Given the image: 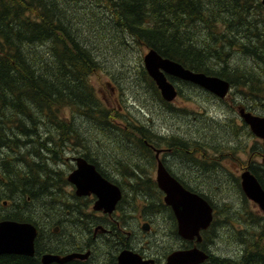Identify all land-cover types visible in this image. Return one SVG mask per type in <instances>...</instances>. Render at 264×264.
I'll list each match as a JSON object with an SVG mask.
<instances>
[{
  "label": "trees",
  "instance_id": "1",
  "mask_svg": "<svg viewBox=\"0 0 264 264\" xmlns=\"http://www.w3.org/2000/svg\"><path fill=\"white\" fill-rule=\"evenodd\" d=\"M83 2L0 0V220L26 221L38 226L41 217L56 211L54 206L60 199L63 201L57 204L58 215L74 214L75 208L70 204L75 195H65L68 182L56 168L65 155L66 143L70 141L79 147L78 142L83 141L89 154L90 143L95 150L106 151L105 147H98V135L109 147L119 149L120 144L126 143L124 130L123 137L114 134L113 108L106 107L89 80L100 72L112 78L123 72L118 61L108 65L107 70L101 67L105 53L116 60L137 46L153 48L162 57L192 71L227 80L232 89L245 85L249 91L264 96V10L259 0H88L82 8ZM87 9H98L100 13L90 16L93 35L99 36L97 42H90L73 20H77L75 12ZM115 69L119 72L115 73ZM132 72L141 79L139 87L145 79V87L155 99L150 104L160 103L168 110L176 108L161 97L144 71L141 54ZM169 79L177 87L178 95H183L185 87L196 96L212 97L192 83ZM175 111L184 113L181 107ZM114 115L121 120L117 112ZM209 120L211 129L224 128L230 137L241 131L233 120L228 122L214 115ZM184 131L190 140L179 137V146L191 147L198 153L209 152L214 164L223 159L226 143L213 142L204 132L193 140L195 134ZM84 156L90 159L88 154ZM252 164L251 171L264 189V161ZM221 174H214L211 190L191 189L214 208L209 229L215 232L219 227L225 228L229 221L235 234L242 230L236 223L252 221L256 232L252 238L240 239L242 251L234 256L218 254L212 246L205 249L203 243L201 247L209 256L198 264H264V214L252 208L235 174ZM229 183L236 190L234 199L225 193ZM220 195L228 203L218 201ZM240 199L238 206L236 201ZM4 200L8 207L2 204ZM78 208L80 213H92L87 202L81 201ZM171 241L173 237L166 239ZM109 260V264H115ZM0 264L42 263L35 251L32 256L1 254ZM63 264L88 263L71 260Z\"/></svg>",
  "mask_w": 264,
  "mask_h": 264
},
{
  "label": "flooded vegetation",
  "instance_id": "2",
  "mask_svg": "<svg viewBox=\"0 0 264 264\" xmlns=\"http://www.w3.org/2000/svg\"><path fill=\"white\" fill-rule=\"evenodd\" d=\"M143 82L142 91L137 92L144 98L142 106H138L139 103L136 102L135 95L131 98L137 104H132L134 111L147 117L145 113V79ZM106 84L112 85V82L107 80ZM110 87L114 94L111 100L118 101L120 97L118 86ZM95 91L104 100L106 107L112 108L110 101L106 100L107 94L104 93L102 87L95 88ZM225 98V107L221 109V112L228 122L233 120L231 122L241 127L237 138L247 140L248 156L246 159L252 155V159L248 160L245 166L239 167V172L247 167L250 170L254 169L252 162L259 164L264 161L263 139L253 134L250 126L244 121L240 109L253 116L264 117V96L256 91H249L244 85L238 89L230 87ZM252 99L254 100L252 101ZM116 106H120L119 111L116 112L122 118L119 121L113 120L116 123L114 134L123 137L124 134L120 127L130 129L125 131L126 143L119 145L122 150L119 152L120 156L117 157V160L102 152L100 155L95 149L90 151V154L87 153L83 141L78 142L79 147H74L68 141L65 145V155L56 168L68 182V173L76 168L77 158L82 157L94 165L103 178L119 187L121 198L112 212H104L101 209L94 210L89 214L80 213L79 203L87 202L91 208L97 197L89 194L81 199L74 198L73 203L70 204V207L75 208L74 214L58 215L60 207L57 204H61L63 201L60 199L54 206L56 211L49 216L41 217L39 225L35 226L37 234L34 241V252L39 254L40 261L44 254L65 256L70 253H79L87 255L83 259L73 258L71 260H79L88 264H109V259H111L117 264V258L121 252L131 251L143 261L151 260V263H163L171 251L183 247H194L196 242L199 247L206 242L205 249H211L207 243L213 241L212 237L215 234L208 227L200 231L203 236L201 241H197L194 237L190 241H175L173 244L170 243V247L166 246L168 223L166 218L170 219L173 228L172 234L175 233L176 236L178 235V223L171 207L166 205L163 200L164 194L157 186L156 174L160 163L184 187L203 190L200 185L209 187L215 182V169L217 167L223 169L224 160H219L217 164H214L212 162L214 157L209 155V152L198 153L200 151H195L191 147L179 146L178 138L172 133L174 126L165 122V105L160 104L154 110L158 118H147L145 124H140L137 119L131 117V109H128L127 106H125L127 108L118 104ZM125 121L126 124H124ZM234 124L231 125L234 126ZM185 127H187L186 131L193 132L190 125H185ZM248 132L251 135H247ZM251 138L254 141H251ZM227 148H230L228 143ZM85 153L90 156L91 160L84 156ZM47 167H49L48 164ZM198 174L206 175L203 176L204 180H199ZM50 178L52 179V171ZM182 181L186 184H183ZM67 186L74 188L69 182ZM2 202L4 207H8L9 203L6 200ZM23 207L26 208V205L23 204ZM165 211L170 216H165ZM145 225L147 226L145 227ZM178 237L180 236L178 235ZM54 264L63 263L54 262Z\"/></svg>",
  "mask_w": 264,
  "mask_h": 264
},
{
  "label": "water",
  "instance_id": "3",
  "mask_svg": "<svg viewBox=\"0 0 264 264\" xmlns=\"http://www.w3.org/2000/svg\"><path fill=\"white\" fill-rule=\"evenodd\" d=\"M260 2L264 9V0H260ZM142 62L147 74L158 88L161 97L167 102H171L177 96V89L173 82L168 79V76L198 85L219 98H223L229 90L228 81L215 75H207L203 72H195L185 68L177 61L162 57L153 48L147 49L142 57ZM240 113L244 121L250 126L253 134L263 139L260 136V132L264 133V117L253 116L243 109H240ZM250 123L253 125L257 124V127L260 128H258L260 131L259 134L251 127ZM77 159H79L82 165L87 166L89 171L91 170L92 176L91 180L85 178V183L82 180H77L78 176L75 174L77 165L75 169L70 171L67 180L74 186L75 194L77 196L93 194L97 197L93 204L94 210L103 209L104 212H112L116 203L121 198L119 187L103 178L95 169L94 165L88 163L83 158ZM158 165L159 168H157L156 174L157 186L164 194L163 200L165 204L170 206L173 211L178 222V232L184 238L192 239L194 236H197V240H200L199 231L209 225L212 219L213 208L198 193L185 188L160 163ZM95 181L102 187L100 189L102 198H100L99 189L96 187ZM240 185L246 197L257 204L259 203L261 210L264 211V189L249 169L241 172ZM179 197L181 198L180 200ZM179 203L184 204L180 205ZM180 217L183 219L182 227L188 232L192 231L190 234L184 233L180 229ZM189 217L190 219L186 223V218ZM189 224L192 225V228ZM36 234V228L29 222H19L9 219L0 220V255L19 254L32 256L34 254V239ZM86 255L70 253L61 257L59 255L44 254L41 262L42 264H51L53 262L63 263L73 258L83 259ZM135 255V259L124 263L118 260L122 256L121 253L118 255L117 264H149L151 262L150 260L143 261L137 254ZM206 258L207 254L204 251L193 247L187 250H177V252L174 251L168 254L164 264H198Z\"/></svg>",
  "mask_w": 264,
  "mask_h": 264
},
{
  "label": "rangeland",
  "instance_id": "4",
  "mask_svg": "<svg viewBox=\"0 0 264 264\" xmlns=\"http://www.w3.org/2000/svg\"><path fill=\"white\" fill-rule=\"evenodd\" d=\"M88 3V0H84L82 3V8L85 7V5ZM94 12V13H93ZM86 10L85 12H80L77 13L75 12L77 16V20L81 23H79L77 20L73 19L74 22L76 23L77 26H80L83 32L85 33L86 38L90 42H97L98 37H95L93 35L92 29L94 28L93 25V19L90 17L91 15H100L98 12V9H94V11ZM102 49V48H100ZM146 48L142 49L140 46H137L133 51H131L128 55L122 56V57H116V60H113V58H110L107 53L103 56V59H101L100 65L104 70H107V66L113 64H117V61L119 63V66H121V69L123 72H125L124 77L123 72H119L116 69L114 70L115 73L119 72L121 73L120 77L112 78L109 74H106L104 72H100V74H95L92 75L89 80L91 85L94 88H100L102 87L104 93L107 94L108 101L112 104V114H113V120L119 121L115 117V112L118 110L121 105L124 108L131 109V117L134 119H137V121L140 122V124H145V121L147 118L153 119V118H158L156 115L157 113H154V110L158 108L160 104H150V101L154 102L155 99L152 98V93L149 90L148 87H145V113L147 114V117L145 115H142V113L134 111V107L132 104L137 105L134 103L132 100L131 96L135 95L137 97V103L138 106H142L144 98L141 94H137V92L142 91L143 84H140V87L138 86V83H140V78L137 76V74L133 75L132 69L133 66L136 64L137 56L138 55H143L145 53ZM116 61V62H115ZM115 62V63H114ZM248 62L245 64L247 65ZM123 64V65H122ZM169 79V77H168ZM107 80L112 82V85H107L106 82ZM170 80V79H169ZM110 86H118L117 89L120 91V97L119 100H111V97L114 96L111 92V87ZM200 88V87H199ZM183 95H179L176 99L172 101V105L174 110H166V115L164 116L165 122L170 123L171 125L174 126V131H172L173 135L176 136L177 138H185L186 140H190L189 134L184 131V129H187L185 125H190L191 129H193V132L191 135L195 134L196 137H192L193 140H195L200 132H204V135H208L209 138H211V141L213 142H224L228 143L230 145V148H227V152L224 153L223 159L224 160V168L217 167L215 169L214 174L216 175H222L221 172H227L231 171L233 173V176L235 174V177L238 178L239 175V167L245 166L248 163V160L252 159V155L248 158V153H247V140H242L238 139V135L236 136H228L227 130L224 128H221L220 130H215L211 129V120L210 116H219L221 118H224L223 113L221 112V109H224V103L226 102V98H224V101H219L218 98L212 96V97H207V96H201L198 95L196 96L195 93L189 92L187 88L183 87ZM202 89V88H200ZM203 90V89H202ZM205 91V90H203ZM98 96V95H97ZM101 98V97H100ZM101 101L105 104L104 100L101 98ZM127 106V107H125ZM151 106V109H150ZM182 108L184 111L183 114L178 113L177 109ZM138 111V110H137ZM68 116V115H67ZM68 120V119H67ZM114 123V122H113ZM126 124V123H124ZM116 125V123H114ZM121 130L128 131L130 129L125 128L123 129V126L120 127ZM203 135V136H204ZM97 138L100 140V143H98V147L102 148L105 147L106 151L103 152L101 149L98 150V154H106L109 157H112V159L117 160V157L120 156V151L122 150L121 148L116 149L113 146H108L105 142H103V138L98 135ZM206 138V137H205ZM251 141H254L253 138H251ZM218 144V143H214ZM254 144V143H253ZM90 148L93 150L95 146H92V143H90ZM102 152V153H101ZM94 153V152H93ZM249 154L250 151H249ZM238 162V164H236ZM234 165H236L234 167ZM199 180H204V177H199ZM234 180V179H233ZM214 187V183L212 184ZM212 185L207 187V186H202L200 185L203 190H211ZM218 185V184H216ZM237 185V182H236ZM219 186V185H218ZM68 189L67 194L65 195L69 197V192L70 189H72L69 186L65 187ZM230 189V190H229ZM225 193L228 194L231 199L236 198V190L234 189V184L229 183L226 184L225 188ZM70 198V197H69ZM218 201L228 203V199L223 195V197L220 195L218 197ZM241 203V199L236 201V204L239 206ZM252 208H255L257 213H261L259 209L251 203ZM165 216H169L168 212L165 211ZM41 219V218H40ZM167 223V235L166 237H169V233H173V228L171 227L170 219L167 217L166 218ZM237 228L241 227V231L239 233L233 234V232L230 230V224L229 221H227L225 228H218L215 230L214 234L216 237L212 238L211 246L212 249L215 250L218 254H223L225 256H234L237 254H240L243 248L242 241L243 238H252L253 235L256 232V226L252 221H247L244 223H236ZM175 235V234H174ZM79 238V237H77ZM166 238V239H167ZM176 240L171 242H166V246L170 247V243H174Z\"/></svg>",
  "mask_w": 264,
  "mask_h": 264
},
{
  "label": "bare ground",
  "instance_id": "5",
  "mask_svg": "<svg viewBox=\"0 0 264 264\" xmlns=\"http://www.w3.org/2000/svg\"><path fill=\"white\" fill-rule=\"evenodd\" d=\"M248 118V117H247ZM259 121H261V120H259ZM251 124V127L256 131V132H258V134H259V130H258V128L259 127H257V124L256 125H253L252 123H250ZM260 129V128H259ZM260 136H262L263 137V140H264V133L262 132H260ZM80 158H82V157H80ZM159 166V165H158ZM159 168V167H158ZM75 174L78 176L77 177V180H82V181H84L85 183H86V179H90L91 180V176H92V172H91V170L89 171V169L87 168V166H84V165H82L81 164V162L79 161V159H77V169L75 170ZM86 178V179H85ZM76 180V181H77ZM95 185H96V187L99 189V194H100V198H102L101 197V192H100V189L102 188V187H100V185L98 184V182H96L95 181ZM181 198L179 197V200H180ZM182 201V200H181ZM180 205H183L184 203H179ZM186 204V203H185ZM187 205V204H186ZM258 207H259V209H261V207H260V205H259V203H258ZM189 219H190V217L189 218H186V223H187V221H189ZM180 229L184 232V233H188V234H190L191 232H188V231H186L185 229H184V227H182V224H183V219H182V217H180ZM190 225V227L192 228V225L191 224H189ZM177 252V251H176ZM122 253V256L120 257V259L118 258V260H119V262H124V263H127V262H130L131 260H133V259H135L136 258V255L135 254H133V253H131V252H128V251H123V252H121ZM120 253V254H121ZM119 264V263H118Z\"/></svg>",
  "mask_w": 264,
  "mask_h": 264
}]
</instances>
